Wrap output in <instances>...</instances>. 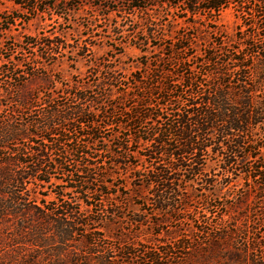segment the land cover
<instances>
[{
	"label": "rangeland",
	"instance_id": "obj_1",
	"mask_svg": "<svg viewBox=\"0 0 264 264\" xmlns=\"http://www.w3.org/2000/svg\"><path fill=\"white\" fill-rule=\"evenodd\" d=\"M162 1L166 0H156L153 9L142 12L132 9L127 0H69L67 4L63 0H38V6L44 13L31 11L29 14L10 0H0V128L13 123L21 130L19 144L12 146L13 149L30 151L49 144L42 139L48 131H40L37 125L45 116L62 114L65 108L77 104L70 92L82 93L93 99L91 103L82 101V108L86 110L87 117L102 122L108 115L105 109L112 112L113 104L128 109L144 103L145 96L154 91L148 88L161 90L167 76L170 81H182L184 78L180 76L182 69L178 61L181 57H188L186 68L195 72L198 76L195 84L202 88L209 80L219 82L223 78L209 75L216 68L224 69L209 63L212 53L219 58L224 51L233 53L236 48H243L245 42H253V35L264 55V17L250 11L254 7L252 3L245 5V10H249L247 13H239L242 7L233 4L221 12L218 21L199 20L194 24L195 20L189 17L185 21L178 18L177 15L183 16V12L172 13ZM52 2H57V5L46 6ZM193 33L198 37L192 41L180 40L181 36ZM52 37L68 43L74 51L62 50V54L56 58L49 56L44 62L40 55L46 54V50L39 43ZM185 42L190 44L189 48L178 51ZM31 43L38 45L31 47ZM255 61L257 59L252 61L254 66L260 64L259 60ZM34 63L43 68L35 75H27ZM224 76L228 78V75ZM255 78L257 80V76ZM234 80L230 79L231 82ZM188 94L181 93L180 100L184 101ZM152 100L156 101L155 98ZM262 100L264 88L258 87L255 101L260 103ZM115 112L111 120L123 125L101 128L99 135L104 141L99 148L107 144V151L97 161L89 158L91 163L105 158L108 161L92 175L103 176L106 182L88 186L94 188L99 184L100 189L116 194L107 196L101 203L87 199L96 205L90 210L91 215L102 219V227L90 236L91 241L101 245L100 248H106L100 254H104L109 262L120 264L122 252L118 248L126 245L134 254L132 263L127 264H156L146 261L148 255L145 252L148 251L162 258L159 264H241L235 257L232 259V255L241 251L233 252L252 245L254 233L262 248L249 251L248 264H252V259L260 264L259 260L264 258V191L259 188L264 186V176L254 182L234 168L226 173L222 169V157L215 156L208 161L206 171L216 180L215 185L206 188L196 185V189L187 187L183 192L189 198L191 207L187 206L188 211L176 216L157 214L153 205L155 190L145 188V183L135 177L143 174L144 167L149 165L144 158L145 147L135 143L120 149L116 146L130 142L131 137L123 127L129 122L127 117H122L117 110ZM65 124L56 128L65 127L69 138L79 140L82 145L91 142L90 138L81 137L88 129L83 130L77 118L74 125ZM138 125L142 128L147 126L142 120ZM254 134V138L259 137L257 145L264 146V138H261L264 126L261 130L257 128ZM48 138L49 141H57L56 136ZM63 139L60 137V141ZM5 146L6 143L0 140V155H6L8 149ZM94 148L91 146L87 150L94 155ZM255 152L264 159V147ZM113 153L128 154L125 159H116L126 163L120 166L110 164L108 157ZM245 162L243 170L256 165L254 158ZM67 169L74 168L68 165ZM52 172L57 177L67 173L63 170ZM33 182L37 184L30 183L28 188L45 194L47 201L55 200V192L65 191L73 199L80 194V189L71 191L69 184L54 177L48 184ZM40 194H37L38 198L42 197ZM83 194L81 196L86 198L87 194ZM93 197L102 198L98 193H93ZM113 208L115 216L110 214ZM234 225H242L252 233L245 236L235 234L220 242V248H206L211 239L227 227L234 228ZM76 237L86 240L81 235ZM180 238L185 241L184 247L177 244ZM192 248L198 249L192 251ZM99 256L98 253L92 254L90 264H95ZM80 258H88V254L83 253Z\"/></svg>",
	"mask_w": 264,
	"mask_h": 264
},
{
	"label": "trees",
	"instance_id": "obj_2",
	"mask_svg": "<svg viewBox=\"0 0 264 264\" xmlns=\"http://www.w3.org/2000/svg\"><path fill=\"white\" fill-rule=\"evenodd\" d=\"M10 1L29 14H32L31 11L44 13L38 6V0ZM63 1L67 4L69 0ZM127 1L132 9L142 12L153 9L157 3L156 0ZM163 3L172 13L182 11L183 16L177 15L178 18L184 21L186 17L194 19V24L199 20L218 21L221 12L233 4L242 7L238 12L243 14L249 11L245 10V5L252 3L254 7L250 11L259 14L261 18L264 17V0H166L162 1ZM56 5L57 2L46 4L47 7ZM197 37L198 34L193 33L190 36H181L180 40L192 41V38ZM254 37L252 35L253 42L249 44L245 42L243 48H236L233 53L222 52L223 58L212 53L208 59L209 63L217 67L223 66L224 69L216 68L208 74L217 79L223 77L221 81L209 80L207 85L199 87L195 84L198 76L186 68L185 61L188 57H181L178 61L182 69L180 76L184 78L182 81L178 80L176 83V80H168L167 76L161 90L155 87L148 88L155 92L152 91L145 96L144 103L128 109L118 108V105L113 104L112 112L105 109L108 115L102 122L87 117L86 110L82 108V101L89 100L91 103L94 102L93 99L85 97L82 93L70 92L69 95L72 94L76 98L77 104L68 106L62 114H51L40 120L37 127L42 132L48 131L42 135V139L49 144L35 150L13 149L12 146L19 144L21 130L13 123L2 126L0 140L6 143L5 148L8 150L5 156L0 155V264H90L92 254L96 253L100 256L95 264H114L109 262L104 254H100L106 248H100V244L91 241L90 236L102 227L100 226L102 219L91 215L90 210L92 211L96 205L87 199L101 203L107 196L116 195L114 192L100 189L99 184L94 188L88 186L90 183L93 185L95 182H106L103 176L92 175L102 169L108 161L107 158L97 163H91L89 158L97 161L102 157V153L107 151V144L99 148V144L104 141L99 135L101 128L123 125L111 120L115 117L116 110L122 117H127L128 126L123 127L128 130V137H131L130 142L125 141L116 146L120 149L135 143L145 147L144 158L149 165L144 167L143 174L135 177L145 183V188L155 190L153 205L157 214L170 213L171 216H176L188 211L189 198L183 192L187 187L196 189V185L204 188L214 186L216 180L206 171L208 161L213 160L215 156L222 157V169L226 170V173L230 172V168H234L248 175L254 182H258L264 176V159L255 151L264 146L257 145L259 137L254 138V133L257 128L261 130L264 126V100L257 103L255 95L258 87L264 88V55L261 54L262 48H258V42ZM36 45L38 44L31 43V47ZM39 45L46 50V54L40 55L44 62L49 56L56 58L62 54V50L74 51L72 46L57 40L56 37L47 38ZM189 46L190 44L185 42L177 50H187ZM255 59H257L255 62L259 60V65L254 66L252 61ZM42 68L43 66L34 63L30 67V72L27 71L26 74L35 75ZM224 75H228V78ZM230 76L235 80L231 82ZM183 92L189 94L188 98L181 101L179 96ZM154 98L156 101L152 100ZM21 103H24V100ZM54 112L57 111L54 109ZM76 118L83 130L88 129L87 133L81 134V137L91 139L86 145L69 138L65 127L63 129L60 127L63 132L56 128L62 123H66L65 126L68 124L72 126ZM139 120L147 126L142 128L138 125ZM52 136L57 137L56 142L49 141L48 137ZM60 137L64 139L60 141ZM261 138H264V135ZM70 143L74 145L71 146ZM91 146H95V156L87 150ZM127 156L128 154L113 153L108 159L113 166H120L126 162L116 159H125ZM248 158H254L256 165L243 170V164H246ZM68 165L74 169L68 170ZM58 170L67 173L63 172L64 176L57 177L52 171ZM53 177L69 184L71 191L80 189L79 196L73 199L69 198L65 191L55 192V200L47 201L44 198L45 194L28 188L30 183L37 184L33 181L48 184ZM259 189L264 191V186ZM84 192L87 194L86 198L81 196ZM93 193H98L102 198H94ZM37 194L42 197L38 198ZM110 205L113 207V204ZM115 212L113 208L110 214L115 216ZM229 218L234 219L231 215ZM248 233L252 231L242 225L227 227L220 235L211 239L206 248H220V242L228 240L235 234L245 236ZM252 234V245L249 244L245 250L235 249L233 253L241 252L232 255V259L235 257L241 264H248L249 251L262 248L259 238L256 240L254 233ZM78 235L85 237L86 240L77 239ZM184 242L180 238L177 244L184 247ZM195 249L198 248H192V251ZM118 250L122 252L120 264L132 263L134 254L131 253L130 246L125 245ZM83 253L88 254V258H80ZM145 254L148 255L146 261L161 263L162 258L158 254L150 251ZM259 263L264 264V258H261ZM252 264H256V260L252 259Z\"/></svg>",
	"mask_w": 264,
	"mask_h": 264
}]
</instances>
